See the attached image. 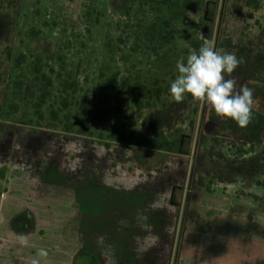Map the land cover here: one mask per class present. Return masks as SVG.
Returning a JSON list of instances; mask_svg holds the SVG:
<instances>
[{
    "label": "trees",
    "instance_id": "obj_1",
    "mask_svg": "<svg viewBox=\"0 0 264 264\" xmlns=\"http://www.w3.org/2000/svg\"><path fill=\"white\" fill-rule=\"evenodd\" d=\"M20 2L0 0V139L11 124L53 128L107 148L127 143L129 160L162 168L189 154L183 131L195 129L200 106L190 94L173 100L177 61L208 40L241 60L225 78L245 82L262 108H252L246 127L203 108L213 128L199 136L194 185L213 192L252 171L264 188V0H75L71 18L54 15L58 30H19L27 14ZM109 9L115 21L106 20ZM103 121L110 123L94 131Z\"/></svg>",
    "mask_w": 264,
    "mask_h": 264
},
{
    "label": "rangeland",
    "instance_id": "obj_2",
    "mask_svg": "<svg viewBox=\"0 0 264 264\" xmlns=\"http://www.w3.org/2000/svg\"><path fill=\"white\" fill-rule=\"evenodd\" d=\"M20 3L21 14L23 8L27 14H22L19 30H27L31 26L36 30H58L56 25H52L56 20L54 15H70L71 18L75 12V6L71 8L70 5L75 0H21ZM64 7L69 11L61 13L66 10ZM111 9L106 16L110 22L118 18ZM262 11H258L256 16L261 17ZM64 18L68 19L67 16ZM217 22L213 23V40L219 33ZM0 27L1 32L3 24ZM236 81L237 90L246 85L241 80ZM253 98V107L262 108L260 101ZM203 108L204 105L200 104L195 129L192 132L183 131L191 135L189 154L176 153L164 167L152 171H146L129 160L132 150L127 143H115L107 148L93 142L88 135L63 133L53 128H43L35 133L29 127L9 125L0 139V216L3 212V192L12 188L13 181L14 187L35 198L31 203L27 201L28 205L40 203L37 208L46 209L45 202L49 201L60 214L69 209L81 210L77 214H87L86 220L90 225L103 227L108 239L111 236L121 249L126 248V261L131 258L132 264H163L166 257V264H170L178 248L182 257L179 264H264V242L261 243L264 241V214L251 209L249 218H243L249 221V234L236 237V241L229 242L224 251L211 249L210 240L217 225L238 220L234 215L229 216L228 204L222 206L217 196L207 204L206 201L204 204L200 201V204L195 199L190 204L192 210L186 215L192 189L195 188L193 174L198 159L199 136L202 131L210 132L213 128L208 123V116H204ZM150 121L154 119L149 120L148 130L154 126V122ZM109 123H95L94 131L102 130ZM203 124H207L206 128ZM246 177L244 184L239 183V186L233 180L227 184L217 182L216 190L223 191L227 186L230 190L227 194L232 195V191L244 186V192L247 188L250 192L254 191L253 195H249L251 202L259 201L256 198L258 195L261 202L264 201V188L256 185L258 178L252 175V171ZM4 180L10 182L5 183ZM174 185L182 187L173 191ZM162 190H166V194H160L158 199L155 194ZM18 193L15 192L16 196ZM87 194L92 195L94 200L88 199L86 203L84 198ZM97 197L102 202L91 212L90 207H96ZM72 198L76 205L68 208L66 204ZM126 200L135 207L127 206ZM154 214L158 220L164 218V224L154 222ZM4 231L1 220L0 264H31L34 258L39 259L40 264H52L47 257H37L38 248H16L12 242H7L3 239ZM104 256L109 257L108 254Z\"/></svg>",
    "mask_w": 264,
    "mask_h": 264
},
{
    "label": "flooded vegetation",
    "instance_id": "obj_3",
    "mask_svg": "<svg viewBox=\"0 0 264 264\" xmlns=\"http://www.w3.org/2000/svg\"><path fill=\"white\" fill-rule=\"evenodd\" d=\"M9 149L10 146L6 150ZM9 182L5 181V183ZM181 187L174 185L173 191ZM17 191H19L18 195H24L14 186L3 192L6 197L11 198L8 203L6 202L8 207H5L3 212L5 223L3 239H6L7 242H12L16 248H21L22 245L19 241L21 238H26L29 242L27 246L30 248L46 249L48 251L47 258L52 264H111V262L118 264L121 261L124 254L121 252L118 242L114 239L112 246L109 247L116 248V250L106 251V242L110 241L108 239L105 242L106 235L103 227L90 225L86 220L87 214H77L76 212L81 211L78 209H69V212L60 214L55 209L56 206L46 201L45 205L50 210V214L46 211V215L43 213L41 216L40 209L37 208L40 203H35L34 206L27 204V201L31 203L35 199L30 198V195L26 194L22 203L14 201L13 198L16 197L15 192ZM38 198L40 201L41 198ZM84 201L87 203L88 199H84ZM75 203V201L72 202L71 206H75ZM100 203L97 200L96 207L91 206L90 211L94 212ZM23 206L26 207L23 208ZM91 237L95 238L93 243L89 241ZM105 254H108L109 257L104 258Z\"/></svg>",
    "mask_w": 264,
    "mask_h": 264
},
{
    "label": "clouds",
    "instance_id": "obj_4",
    "mask_svg": "<svg viewBox=\"0 0 264 264\" xmlns=\"http://www.w3.org/2000/svg\"><path fill=\"white\" fill-rule=\"evenodd\" d=\"M240 63L234 53L218 50L214 42L206 40L198 51L190 52L186 62L183 57L177 61L178 75L170 84V94L176 103H182L185 94H190L201 105L214 109L219 117L246 127L252 119L253 91L247 85L237 90L236 79L225 78V74L231 77ZM19 242L22 246L29 243L26 238ZM36 255L46 258L48 251L41 248ZM31 264H40V260L34 258Z\"/></svg>",
    "mask_w": 264,
    "mask_h": 264
},
{
    "label": "crops",
    "instance_id": "obj_5",
    "mask_svg": "<svg viewBox=\"0 0 264 264\" xmlns=\"http://www.w3.org/2000/svg\"><path fill=\"white\" fill-rule=\"evenodd\" d=\"M231 176H232V174H231ZM12 180H13V178H12ZM233 182L236 183L237 186L241 185L239 183H243V182H235V181H233ZM194 186H195V188L192 189L193 190V194L191 195V199H189V204H188V207H187L186 215H187L188 211L190 212L192 210L190 208V204L193 202V200L196 199L199 203L201 201L203 204H204V201H206V204H207L208 201H210V202L213 201V199L211 200L212 197L217 196L219 198V200L222 202V206H224L225 204H228L227 207L229 208V211H228L229 216L232 217V215H234V216H236L238 218L237 221H234L233 220L232 223L217 225V228H216V230L214 232V235H213V237L210 240L211 241L210 245L212 244V246H210V248L213 249V250L220 249V250L224 251V250L227 249V246L230 244L229 242H231V241L234 240L233 241V243H234L236 241L235 240L236 237L238 238L240 235H243L244 236V235L249 234V229H248L249 221L248 220H244L243 218H247V219L249 218V213H250L251 209H252V211H258L261 214H264V201L261 202V200L259 199V197H257V200L259 199V201H252L251 202L250 201V198H249V195H250L249 188H247L246 189V192H244V186H243L238 191H236V190L234 192L232 191V195H230V194H227V193H230V190H228V187L227 186H225L224 187V190L223 191L221 190L220 192L217 191L216 189L213 192H209V191H206V190H204L202 188L197 187L196 185H194ZM12 187H13V181H12ZM166 190L165 191L162 190L161 192H159V193H157L155 195L158 196V199H159L160 194H166L165 193ZM216 192L218 194L222 193V195L214 194ZM241 194H242V197H240ZM25 195L26 194H24L23 196L22 195H18L16 197L14 196L13 199L17 203H22V202H24L23 197H25ZM10 199L11 198H8V197H6L5 194H3V197L1 199V201H2L1 202V206H3V208H1V210L3 209V212H4L5 207H8L7 204H6V202L8 203ZM84 199H90L92 201L94 200V198H92V195H88V194L85 196ZM97 199L99 200V202L100 201L102 202V199H99L98 197H97ZM14 201H13V203H14ZM74 201L75 200L72 198L71 201L69 200L67 202L66 205L68 206V208L71 207V203L74 202ZM126 203H127V200H126ZM127 206L132 207V208L135 207V205H133L132 203H127ZM207 208H211V207H208L207 206ZM46 211L49 212L50 210H48V208H46V209H40L39 213L42 216V214L43 213L45 214ZM3 212H1V216H0L1 219H0V221L2 220L3 221V224H5L4 223V213ZM67 212H69V211H67ZM48 214H50V212ZM186 215H185V217H186ZM156 216L157 215L154 214L152 216V220L154 222L156 221V223H158V224H162L165 219L164 218L163 219H160L161 220L160 221V220L157 219ZM65 217L67 218V215ZM258 221H259V219L257 220V222ZM262 221L264 222V219H262ZM105 238H106V240H105V242H106L108 240V237L105 236ZM94 239L91 237V240H89L90 243H93ZM102 241L104 242V240H102ZM109 241L110 242H107L106 246H109L110 247V246H112L113 241H114V240H111V236L109 237ZM263 242L264 241H262L261 243H263ZM123 244H124V242H123ZM126 246H127V244H124V247H126ZM109 247H106L105 250L106 251H110L112 249L113 250L114 249L116 250V248H109ZM121 252L124 254V256L122 257L121 261H119L118 264H132L131 258H129L126 261V259H127L126 258L127 257L126 256V248L121 249ZM180 252L181 251L178 248L177 252L175 253V258H173V256L171 257V260L172 261H170V264H177V263L179 264L180 263V260L182 259ZM105 257L106 256H104V258ZM106 258H108V257H106ZM187 258L188 257H186V259ZM168 260H169V258H168ZM166 261H167V257L165 258V263H163V264H166Z\"/></svg>",
    "mask_w": 264,
    "mask_h": 264
},
{
    "label": "water",
    "instance_id": "obj_6",
    "mask_svg": "<svg viewBox=\"0 0 264 264\" xmlns=\"http://www.w3.org/2000/svg\"><path fill=\"white\" fill-rule=\"evenodd\" d=\"M219 28H220V26H219ZM219 30V29H218ZM206 107V104L204 105V108Z\"/></svg>",
    "mask_w": 264,
    "mask_h": 264
}]
</instances>
